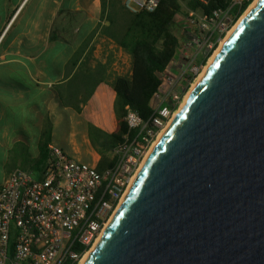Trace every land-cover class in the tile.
<instances>
[{"label":"water","instance_id":"obj_1","mask_svg":"<svg viewBox=\"0 0 264 264\" xmlns=\"http://www.w3.org/2000/svg\"><path fill=\"white\" fill-rule=\"evenodd\" d=\"M178 112L81 264H264V0Z\"/></svg>","mask_w":264,"mask_h":264},{"label":"crops","instance_id":"obj_2","mask_svg":"<svg viewBox=\"0 0 264 264\" xmlns=\"http://www.w3.org/2000/svg\"><path fill=\"white\" fill-rule=\"evenodd\" d=\"M2 12L8 19L0 30V185L23 169L19 160L7 173L16 142L34 155L43 137L57 144L56 119L85 125L78 133L87 144L90 132L84 122L89 119H95L100 132H115L120 118L114 81L132 72L131 54L112 35L121 27L123 12H130L124 0H0ZM178 18L185 30L197 32ZM53 28L64 29L60 38ZM177 34L180 38L179 29ZM111 159L97 158L90 165L105 168Z\"/></svg>","mask_w":264,"mask_h":264},{"label":"built area","instance_id":"obj_3","mask_svg":"<svg viewBox=\"0 0 264 264\" xmlns=\"http://www.w3.org/2000/svg\"><path fill=\"white\" fill-rule=\"evenodd\" d=\"M245 1L250 7L255 0H233V5L242 6ZM159 3L124 0L132 13L152 12ZM185 21L197 29L191 32L192 40L201 48L213 46L214 33L221 36L234 24L229 9L213 14L189 10ZM178 54L179 50L162 73V89L152 115L146 119L131 104L125 106V120L134 135L128 132L117 146L113 164L98 170L50 143L49 164L39 177L19 168L5 178L0 185V264L83 262L153 145L182 107L184 92L199 72L200 52H188L183 60Z\"/></svg>","mask_w":264,"mask_h":264},{"label":"trees","instance_id":"obj_4","mask_svg":"<svg viewBox=\"0 0 264 264\" xmlns=\"http://www.w3.org/2000/svg\"><path fill=\"white\" fill-rule=\"evenodd\" d=\"M249 4L250 2L245 1L242 6H234L233 0H160L159 6L152 12L146 10L138 13L123 12L121 27H116L112 35L119 45L131 54L132 72L129 75H119L114 81L118 98L116 109L120 118L118 129L102 141L99 135L93 136L94 141L102 144L104 151L115 153V149L128 132L134 135V131L129 130L125 120L127 104H131L146 119L152 115L154 112L153 99L162 89V73L181 47L177 30L183 28V24L182 19L178 17L185 18L189 9L203 10L207 14H213L215 10L229 9L233 14V23H235ZM59 15L61 16L62 12ZM61 30L64 29L53 28L57 38H60ZM219 37L220 33H214L217 43ZM86 46V43L83 44L75 57H78ZM211 52L200 55L199 61L202 65L207 62ZM75 63L76 59L73 60V64ZM98 133L101 134L100 130ZM51 140L50 137H43L36 155L22 147L23 143L16 142L10 150L7 173H11L13 166L16 167L20 160V166L23 169L31 172L34 177H39L49 164L48 146ZM115 160L116 155L114 154L108 166ZM97 169L103 170L104 166H99Z\"/></svg>","mask_w":264,"mask_h":264},{"label":"rangeland","instance_id":"obj_5","mask_svg":"<svg viewBox=\"0 0 264 264\" xmlns=\"http://www.w3.org/2000/svg\"><path fill=\"white\" fill-rule=\"evenodd\" d=\"M7 19H8V16H7L6 12L0 13V30L6 24ZM239 20H240V18L232 26H230L228 28L227 32H224V34L220 36L221 38L218 39V43H217V40H216V41L213 42V46L206 45V47H205V45H204L202 48L197 43L193 44L192 33L191 32H186V30L184 28H180L179 29V35H180V38H181L182 42H181V47L179 48V54H178L177 58H181L183 60L184 56L188 52L189 53H191L193 51L194 52H200L198 60L196 62V64L199 65L200 68H199V72L195 76V80L193 81L194 84L198 80L200 74L205 69V67L208 66V64L210 63V60L215 55V52L217 51V49L220 47V45L222 43V40L228 35L229 31L233 28V26ZM10 26H9V28H10ZM16 26H17V23L11 29L10 34L7 36V39L9 38V36L13 32L16 31V28H17ZM8 29L6 30V32L4 33L3 36H5V34L7 33ZM2 39H3V37L1 38L0 41H2ZM216 43H217V45H216ZM209 52H211L212 54L208 57L207 62L204 65H202L201 62L199 61L200 57L203 54H206V53H209ZM162 76L164 77L165 75H162ZM193 83L190 84L189 87L186 88V90L184 92V100H183L184 102H185V99L187 98L189 92L193 88V85H194ZM157 98L158 97L156 95L154 97V99H153V103L155 105H157V103H158ZM56 120L57 121L59 120V122L57 123V126H56V130H55L57 144L61 145L71 157H73L75 159H78L80 161L88 162L89 164L90 163L93 164L96 161L97 158L99 160H104L107 156L113 158V156H114L113 151H104L102 149V147H101L102 144H100L97 141L100 144L99 145L93 139V136L96 137V136L99 135V138L102 141L103 139H105L108 136V134H105V133H102V132H101V134H102L101 135L100 133H98V130H96L94 128V127L98 126L97 123L94 121L95 119H89V121H85L84 122L85 124H86V122H88L86 125L88 126L89 132H90V134L88 135L89 136L88 137V139H89V143L88 144H87V139L86 138L84 139L83 134L82 133H78L79 130H81V132L85 131L83 129L85 125L78 124V123H76V121H75V123L74 122L71 123L69 121V119H56ZM90 145H91V147H90Z\"/></svg>","mask_w":264,"mask_h":264},{"label":"bare ground","instance_id":"obj_6","mask_svg":"<svg viewBox=\"0 0 264 264\" xmlns=\"http://www.w3.org/2000/svg\"><path fill=\"white\" fill-rule=\"evenodd\" d=\"M259 1H260V0H255V1L251 4V6L246 10V12H245V13L243 14V16L240 18V20H239V21L233 26V28L229 31L228 35L222 40V43H221L220 47L217 49V51L215 52V55L218 54V52L220 51V49L222 48V46L224 45V43L226 42V40L228 39V37L231 35V33H232L234 30H236V29L238 28V26L241 24V22L243 21V19H245V17L251 12V10H252L254 7L257 6V4H258ZM215 55L212 57V59L210 60V62L214 59ZM207 68H208V66H206L205 69L202 71V73L200 74L198 80H197L196 83L193 85V87H194V86L197 84V82H198V81L204 76V74H205L206 71H207ZM189 93H190V92H189ZM188 95H189V94H188ZM187 98H188V96H187ZM187 98L185 99V102H186ZM185 102L183 103L182 108H180V111L183 109V107H184V105H185ZM178 113H179V112H178ZM175 115H177V113H176ZM175 117H176V116H174L173 119H174ZM173 119L170 121V123H169L168 125H171V122L173 121ZM168 127H169V126H167V127L163 130L162 134L159 136L158 140L155 142V144L153 145V147L158 143L159 139L161 138V136L163 135V133L168 129ZM149 153H150V152H149ZM148 155H149V154H148ZM146 158H147V157H146ZM146 158H145V159H146ZM144 161H145V160H144ZM143 164H144V162H143ZM143 164H142V166H143ZM142 166H141V167H142ZM140 169H141V168H140ZM140 169L138 170V172H137L136 176L134 177V179L137 177V175H138ZM115 213H116V212H115ZM112 218H113V217H112ZM112 218H111V219H112ZM111 219H110V221H111ZM110 221H109V222H110ZM105 229H106V227L104 228V230H105ZM104 230H103V231H104ZM103 233H104V232H103ZM103 233L101 234V236L103 235ZM101 236H100V238H101ZM100 238H99V239H100ZM99 239L97 240V243H98ZM97 243H96L95 246L92 248V250L86 255L85 259L90 255V253H92V251L95 250Z\"/></svg>","mask_w":264,"mask_h":264}]
</instances>
